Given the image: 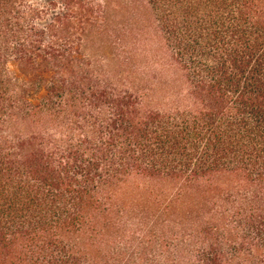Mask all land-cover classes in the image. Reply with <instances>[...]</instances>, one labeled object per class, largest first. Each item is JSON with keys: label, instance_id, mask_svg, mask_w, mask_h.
Here are the masks:
<instances>
[{"label": "trees", "instance_id": "16d2710c", "mask_svg": "<svg viewBox=\"0 0 264 264\" xmlns=\"http://www.w3.org/2000/svg\"><path fill=\"white\" fill-rule=\"evenodd\" d=\"M125 1L0 0V264H264V0H140L159 105L90 52Z\"/></svg>", "mask_w": 264, "mask_h": 264}, {"label": "rangeland", "instance_id": "374dc122", "mask_svg": "<svg viewBox=\"0 0 264 264\" xmlns=\"http://www.w3.org/2000/svg\"><path fill=\"white\" fill-rule=\"evenodd\" d=\"M110 21L109 38L100 39L90 52L103 55L102 65L111 71L127 69L137 83L152 85L153 105L168 101V86L176 81V71L169 66L147 6L140 0H126L123 7H112Z\"/></svg>", "mask_w": 264, "mask_h": 264}]
</instances>
